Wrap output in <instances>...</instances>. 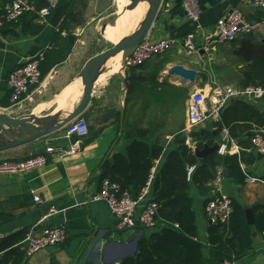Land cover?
<instances>
[{
	"label": "crops",
	"instance_id": "crops-1",
	"mask_svg": "<svg viewBox=\"0 0 264 264\" xmlns=\"http://www.w3.org/2000/svg\"><path fill=\"white\" fill-rule=\"evenodd\" d=\"M198 1L202 11L201 23L204 29H212L227 12L237 8L242 9L251 22L259 23L258 28L253 31L256 38L254 46L260 48L264 45L263 11L250 8L246 4V0ZM25 15L14 26L0 28V112L1 109L8 108L10 105L8 87L10 73L26 58L36 54L38 49L41 51L48 47H54L55 36L59 32L57 26L51 24L48 19L46 25L37 20L34 24L44 27L39 33H34L29 29L30 22L25 20ZM194 29L195 25L185 14L180 0H162L158 16L148 36L152 41L165 38L181 40ZM244 35L233 42L220 46L211 55L203 53L188 55L177 47L168 52V56L165 54L156 57L139 67L140 70L135 74V81L138 84H146L156 77L159 83L188 88L189 97L197 90L208 88L214 81L222 85L237 86L240 77L239 70L242 69L249 53V48H244L241 44ZM68 61L69 56L64 63L56 66L44 78L46 80L42 85L33 89L26 98L34 100L35 97L44 95V91L47 90V100L42 101L43 98L39 97L41 101L37 103L36 108L42 103L56 100L54 104H58L57 107L48 110L43 118L59 122L72 113L81 102L80 91L82 88L80 90L79 82L60 76ZM173 65H182L187 69L196 70L198 74L195 77V82L185 81L178 76H167L166 71ZM54 74L55 76H53ZM104 75L106 80L108 78H111L112 82L118 80L119 84L115 88L117 98L115 101L112 100V87L114 86L111 81L105 87L102 86L103 84L99 85L102 86L99 89L95 86L92 100L85 113L82 114L88 123L89 135L83 139L81 149L76 155L62 159L55 154L50 156L48 164L42 169L17 176L0 177V243H14L15 236L21 234L25 238L30 227L45 212V207H41L33 201L34 192L46 201V206H55L60 211L49 219L48 224L53 227L66 226L67 239L64 244L35 253L26 260L25 264L121 263L126 258L136 256L137 252L135 255L133 252L138 238L141 240L151 231L161 229L162 224H159L154 230L137 227L119 232L115 228L116 220L109 208L104 203L91 201L101 188L102 165L107 160H112L115 154L126 153L131 144L132 140L124 136L125 123L128 127L132 125H138L145 129H150L151 126L158 127L154 130L152 140L159 138L169 150L176 148L174 139L178 134H182L186 135V144L195 152L197 150L196 142L190 136L194 131H201L204 136L205 132L212 135H209L207 141H203L204 145L219 146L220 131L217 132L216 125H223L222 117L219 122L209 121L194 129L190 134L181 129V124H185L186 121L189 97L183 106L175 110L166 104L154 102L144 108L141 116L139 113L145 100L142 101L143 99L138 98L136 94L132 95L128 105V108H132V110L128 112L125 121V116L122 118V111L125 115L127 88L124 90L122 77L118 75L110 77L108 72ZM190 83L192 84L190 85ZM72 84H77V90L72 99L59 102ZM51 86H57V88L51 91L50 88H53ZM236 101L238 100L232 101L223 111L227 114L228 122V126L224 127L229 129L233 141L229 153L225 155L244 153L246 163L242 164V168L250 176L244 185H237L231 180L228 172L222 189L233 202L245 209L246 216L247 213L252 214L253 227L257 236L254 238L252 235V249L246 256L233 262H221L213 259L207 243L208 229L211 223L205 214L206 202L214 195L212 181L210 183L212 191L208 196H202L194 183H191L190 196L197 215L196 237L204 245V264H264V233H260L256 228V218L259 213L254 211L255 206L264 204V158L258 159L259 152L254 149L253 142L250 140L255 134L264 131V101L241 100L242 103H246L248 107L246 109L241 105H235ZM57 108L60 111H56ZM175 112L177 113L175 114ZM119 114H121L120 120L118 119ZM259 114L262 117H259ZM172 126H176L175 130ZM65 134L66 126L34 143L0 153V160L21 161L27 159L30 156L43 153L48 143L55 144L57 147H69L77 140V137L69 139ZM209 142L212 144H208ZM252 178L255 181L249 180ZM149 200H151L150 193L147 197V201ZM250 226L252 227V225ZM24 238L14 247L23 251ZM123 256L126 257L123 258ZM5 259L6 252L0 253V264H4ZM7 264H12L11 259Z\"/></svg>",
	"mask_w": 264,
	"mask_h": 264
},
{
	"label": "trees",
	"instance_id": "trees-1",
	"mask_svg": "<svg viewBox=\"0 0 264 264\" xmlns=\"http://www.w3.org/2000/svg\"><path fill=\"white\" fill-rule=\"evenodd\" d=\"M34 2L36 11L28 12L24 18L30 22L29 29L39 33L44 26L34 24L38 20L37 12L48 6V2L47 0ZM74 3L75 0H59L57 7L52 10L49 22L58 26L61 17L65 16L74 27L84 25V14L76 10ZM16 23L17 21L7 23L2 28L14 26ZM56 38L63 39V43L59 47L45 50L46 59L41 66L42 79L67 60L77 42V36L73 31H67L64 38L58 32ZM255 42L253 32L244 35L241 44L244 48H249V53L242 69L239 70L238 87L264 88V45L260 47L261 49L256 48ZM138 70L139 67L126 71L125 121L128 112L132 110L128 108L132 95L136 94L138 98L143 99L142 101L145 100L140 109L141 116L144 108L154 102L166 104L175 110L183 106L189 97L188 88L159 83L156 77L146 84H138L135 81ZM236 102L235 105L248 108L241 100ZM226 116L227 114H222L224 123L216 125L217 132L228 126ZM118 119H121V114L118 115ZM124 128V136L132 140L131 144L126 153L115 154L112 160H107L102 165L100 179L102 182L108 179L119 184L121 191L129 192L133 198H137L151 180L150 196L152 201L160 205L157 219L162 226L159 231L154 230L143 236L139 241L136 256L126 258L120 264H204V245L196 237L197 215L190 196L191 183H194L202 196H208L212 191L210 183L215 178L216 169L223 167L229 172L235 184L244 185L250 176L242 168V164L246 163L245 154L222 156L216 151L200 160L186 144V135L178 134L174 139L176 148L169 150L159 138L152 140L154 130L158 127L151 126L150 129L138 125L128 127L125 123ZM209 135L212 136L208 132H205L204 136L201 131H194L190 136L196 142V148L201 150L204 146L203 141H207ZM199 162L201 165L197 166ZM191 168L194 170L189 176ZM254 211L259 213L256 228L260 233H264V204L255 206ZM23 238L24 235L21 234L15 236L14 243H0V253L6 252L4 264L10 259L12 264H21L24 252L14 246ZM207 243L211 257L217 261L233 262L249 254L252 249V233L245 209L233 202V212L229 221L210 225Z\"/></svg>",
	"mask_w": 264,
	"mask_h": 264
},
{
	"label": "built area",
	"instance_id": "built-area-1",
	"mask_svg": "<svg viewBox=\"0 0 264 264\" xmlns=\"http://www.w3.org/2000/svg\"><path fill=\"white\" fill-rule=\"evenodd\" d=\"M182 8L188 18L194 23L195 29L181 40L160 39L152 41L147 36L137 47L133 55L125 62V71L131 68L142 67L156 57L163 56L179 47L188 55H211L220 46L233 42L241 35L255 31L259 23L251 22L242 9H233L224 14L212 29H204L201 23V7L198 0H180ZM48 6L37 12L38 21L46 25L59 0H47ZM246 4L255 10L264 12V0H246ZM36 11L34 0H0V28L5 24L20 20L26 13ZM48 47L46 49H51ZM26 58L22 64L16 67L8 77L10 90V105L1 109V112L9 113L10 109L20 106L30 95L33 89L41 85V66L46 59L45 50ZM235 100L264 101L263 87H238L213 82L208 88L193 92L187 102V114L183 131L191 133L197 127L209 122H219L224 109ZM66 137H77V140L69 147H57L48 143L43 153L30 156L21 161L0 160V177L17 176L42 169L48 164L52 155H58L64 159L76 155L82 146L83 139L89 135V127L83 115L78 116L66 126ZM230 131L222 127L220 143L217 149L219 155L229 153L232 143ZM254 149L264 155V131L252 137ZM194 168L189 170L191 176ZM225 169L218 167L215 178L212 181L214 195L205 206V214L211 224L227 223L233 212V201L223 189ZM255 181V179H249ZM150 183L145 190L133 198L129 192H122L117 183L108 179L103 180L100 190L93 196L92 202L104 203L116 220V230L124 232L141 227L146 230H154L159 225L157 215L160 205L155 201H147L150 193ZM33 201L45 207V212L37 222L27 231L22 242L24 257L21 264L35 253L62 245L67 239L65 225L50 226L49 219L60 211L55 206H46V201L38 194L33 193ZM120 264V263H115ZM234 264V263H227Z\"/></svg>",
	"mask_w": 264,
	"mask_h": 264
},
{
	"label": "rangeland",
	"instance_id": "rangeland-1",
	"mask_svg": "<svg viewBox=\"0 0 264 264\" xmlns=\"http://www.w3.org/2000/svg\"><path fill=\"white\" fill-rule=\"evenodd\" d=\"M74 5L77 11H81L82 14H84V25L82 24L79 27H74L65 18V16H62L57 26L59 34L62 35V38L66 37L67 31H73V33L77 36V42L74 46L73 51L69 55L68 64L62 70V74H60L61 77H64L67 80L76 79L81 74L86 62L90 58L109 51L121 40L132 36L140 28V26L137 24V17L131 15L127 19L121 18L122 11L128 7L124 2H117V0H75ZM62 40H57L56 38L54 40V47H59L60 45H62ZM168 54L165 56H168ZM107 64H109V66ZM101 69L102 70L100 71L99 77L95 82V86H97L98 89L102 88V86H107L111 81V78H108L107 80L105 78L106 76L104 74H106L107 72L110 73V77L116 75L120 76L115 70V62L108 61ZM125 73L126 72H124L121 77H126ZM53 76H55V74ZM45 80L46 79L44 78L41 80V85ZM100 83H102L103 85L99 86L101 85ZM118 84L119 82L117 79L112 82V86H114L112 87L113 101H115L117 98L115 88H117ZM54 87L50 88L51 91L57 88V86ZM79 88L81 90L80 82ZM82 96V91H80V97ZM39 97L43 98L42 101L47 100V90L44 91V95L35 97L34 100L26 99L20 106L10 109L8 115L14 118H21L33 114L37 118H43L44 114L48 113V110L52 109L53 107H57V105L53 103V99L49 102L38 105V107L36 108L37 103L41 101ZM56 111L60 110L57 109ZM176 113L177 112H175V114ZM174 121L176 120L174 119ZM172 128L173 130H175L176 126H172Z\"/></svg>",
	"mask_w": 264,
	"mask_h": 264
},
{
	"label": "water",
	"instance_id": "water-1",
	"mask_svg": "<svg viewBox=\"0 0 264 264\" xmlns=\"http://www.w3.org/2000/svg\"><path fill=\"white\" fill-rule=\"evenodd\" d=\"M129 6L124 10L125 11H133L137 8V6L141 2H146L149 4V10L146 15V18L141 25V27L136 31L132 36L127 37L126 39L121 40L117 45H115L109 51L93 56L90 58L81 74L77 77V79L82 80L83 85V96L80 104L76 107V109L70 113L66 118L57 122L56 120L46 119V118H37L33 114L21 117L14 118L8 115L7 113L0 112V153L12 150L18 147H22L31 143H34L40 139L47 137L48 135L58 131L65 126H67L70 122H72L75 118L85 113L88 108L91 100L92 94L95 88V82L99 77V73L101 68L110 61L112 58L117 57L120 54H123L122 65L124 66L125 72V62L129 59L140 43L149 35V32L158 16L159 9L161 6L162 0H129ZM264 43V39H263ZM40 51V49H38ZM38 51V52H39ZM35 55V54H34ZM167 76H178L185 81H190L192 83L195 82V77L198 72L193 69H187L182 65H173L170 67L166 73ZM122 76L121 74H119ZM122 81L126 90V78L122 77ZM190 83V85L192 84ZM124 116V112L122 111V118ZM185 124H181V129H184ZM252 140V139H250ZM218 149V145H214L213 147H209L207 144L204 145L203 149L195 150V154L198 159L203 160L209 154L216 152ZM264 158V155L258 153V159L261 160ZM165 161V159L163 160ZM201 162L198 163L197 166H200ZM225 176L228 177V171H225ZM247 219L251 227L252 235L254 238L257 236V232L253 227L254 219L251 213H247ZM140 239L138 238L135 242V249L133 254L135 255L138 251ZM126 256H123L125 258Z\"/></svg>",
	"mask_w": 264,
	"mask_h": 264
},
{
	"label": "bare ground",
	"instance_id": "bare-ground-1",
	"mask_svg": "<svg viewBox=\"0 0 264 264\" xmlns=\"http://www.w3.org/2000/svg\"><path fill=\"white\" fill-rule=\"evenodd\" d=\"M117 2H124L125 5L129 6L130 4V1L129 0H117ZM129 2V4H128ZM148 10H149V4L146 3V2H141L137 8L133 11H125L124 10L122 11L121 13V18L122 19H127L129 18L131 15L137 17V24L141 27V25L143 24L145 18H146V15L148 13ZM123 54H120L118 55L117 57L115 58H112L109 62H115V70L118 74H123L124 73V67L123 65L121 64L122 61H123ZM109 66V64H107ZM120 65V67H119ZM105 69V68H104ZM102 70V69H101ZM105 72V71H104ZM100 74V73H99ZM102 75V74H101ZM102 77V76H101ZM100 77V78H101ZM75 81H78L81 83V88H82V94H83V85H82V80L81 79H75ZM102 84V83H100ZM99 85V84H98ZM66 90V89H65ZM77 90V84H72L68 89L67 91L65 92V94L60 98L59 102H62V101H65V100H70L72 99V97L74 96L75 92ZM77 98V97H76ZM56 101V100H54ZM54 103V102H53ZM56 103V102H55ZM51 104V103H50ZM58 105V104H56ZM55 105V106H56ZM72 105V104H71ZM70 105V106H71ZM47 106V105H46ZM54 108V107H53ZM61 108V107H60ZM69 108V107H68ZM58 109V108H57ZM56 109V110H57ZM65 110V109H64ZM57 116V115H56Z\"/></svg>",
	"mask_w": 264,
	"mask_h": 264
}]
</instances>
